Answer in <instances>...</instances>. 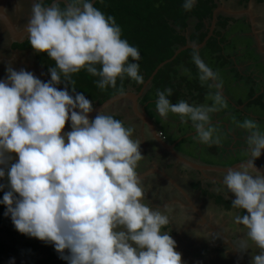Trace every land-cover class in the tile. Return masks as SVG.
I'll list each match as a JSON object with an SVG mask.
<instances>
[{
	"label": "clouds",
	"instance_id": "clouds-1",
	"mask_svg": "<svg viewBox=\"0 0 264 264\" xmlns=\"http://www.w3.org/2000/svg\"><path fill=\"white\" fill-rule=\"evenodd\" d=\"M195 3L183 0L182 7L190 11ZM25 33L30 47L55 67H49L47 82L11 67L0 80V180L6 178L8 188L0 199L4 215L18 233L50 244L67 264H182L165 230L172 207L146 202L137 171L144 159L141 141L103 110L90 120L92 104L72 79L84 71L98 77L94 83L101 90L115 88L126 77L142 83L139 50L92 0H52L50 6L33 0ZM191 62L211 103L173 104L167 88L156 92V111L162 118L171 113L191 122L200 144H219L210 115L226 106L219 74L195 46ZM181 74L191 78L187 68ZM60 84L70 86L72 94L67 87L58 89ZM66 121L71 130L62 132ZM237 126L248 133L247 159L227 168L221 182L234 197L232 209L240 210L232 223L245 234L238 239L239 249L232 247L240 253L258 249L251 264H264V174L254 164L264 150V131L250 119ZM12 154L16 160L5 171ZM4 187L0 183V190Z\"/></svg>",
	"mask_w": 264,
	"mask_h": 264
},
{
	"label": "crops",
	"instance_id": "crops-1",
	"mask_svg": "<svg viewBox=\"0 0 264 264\" xmlns=\"http://www.w3.org/2000/svg\"><path fill=\"white\" fill-rule=\"evenodd\" d=\"M213 3L214 9H218L215 22L218 16L226 20L224 28L216 27L215 23L213 26V31L219 32L221 50L210 51L206 48V41L198 52L201 59L218 72L222 83L221 94L226 106L210 114L211 123L216 129L214 135L220 138V143L200 144L194 139L196 133L191 122H181L171 113L167 118L160 117L155 108L156 92L150 82L143 88L137 102L139 110L152 122L157 134H161L177 154L189 162L212 169L203 168L209 171L198 175L193 169L174 161L134 117L127 100L104 110L105 114H112L125 126L131 127L133 138L141 141L140 151L144 159L137 171L145 189L146 202L160 208L164 205L172 207L171 223L165 230L175 240L182 264L238 263L222 240L225 238L239 249L238 239H243L245 234L232 223L233 216L240 210L226 205L234 197L222 185L225 173L219 169L247 159L248 133L238 127V123L250 119L264 131V0H213ZM195 24L194 18L187 20L186 38L194 32ZM210 24L211 21L206 23V27L209 28ZM201 42L196 44L187 40L186 43L196 46ZM182 68H186L185 64L176 67L177 74L187 81L189 77L181 74ZM191 77L198 80L197 71ZM180 87L189 104L211 103L205 100L209 91L207 87L201 101L195 88L188 90L185 84ZM238 89L247 92L240 94ZM254 164L264 168V150ZM218 188L221 190L217 191ZM218 198L222 199L221 203L216 202ZM9 238L0 233V239L4 242H10ZM258 252V249L250 248L239 253L245 264H251L252 254ZM35 255L20 249L5 264L10 261L13 264H28ZM60 264L67 262L60 259Z\"/></svg>",
	"mask_w": 264,
	"mask_h": 264
},
{
	"label": "trees",
	"instance_id": "trees-1",
	"mask_svg": "<svg viewBox=\"0 0 264 264\" xmlns=\"http://www.w3.org/2000/svg\"><path fill=\"white\" fill-rule=\"evenodd\" d=\"M51 1L44 0V4L48 5ZM182 4L183 0H96L93 6L106 16H113L121 28L122 38L126 39L130 45L135 46L139 50L140 60L137 63L139 64V74L143 77V81L137 84L126 77L123 81L118 79L115 88L101 90L94 83L98 77H93L81 71L72 75L76 91L83 94L91 102L92 107L127 90L137 93L153 70L160 63L170 59L178 48L186 45L187 40L190 42L195 41L196 44L200 43L208 32L206 23L211 21L215 4L213 0H196L195 5L190 11H185ZM191 17L196 20V24L194 32L186 38L187 20ZM225 22V18L218 16L215 26L224 28ZM218 37L219 32L214 30L212 36L205 44L206 48H209L212 52H220L221 41ZM27 46H29V43L25 44V48L32 49L30 46ZM192 51L191 49H187L180 52L171 62L165 64L156 72L150 81L155 92L171 88L172 93H177L174 103L178 99L185 101L184 98L186 96L180 91V86L183 80L185 81L186 79L182 78L183 80L177 81L179 76L176 75V67L179 64H185V67L187 64L190 65L189 61L191 57L184 54V52L192 55L190 53ZM36 55L39 56L37 53ZM40 60L45 63L46 67H55L54 61L47 58L46 55ZM166 71H169L170 76L164 74ZM196 71L197 69L195 68L193 73ZM194 81L197 82L198 80L195 78ZM198 83L189 84L188 90L196 89L195 85H199L198 95L199 101H201L206 92V86H201L199 81ZM65 87H67L69 94H72L70 86L65 84L57 85L58 89H64ZM115 118L119 119L118 117ZM0 183L4 184V179L0 180ZM9 222L12 226V231L9 230L7 235L13 238L14 243L25 246L29 242L35 245L34 253L36 255L28 264H60L59 255L50 244H45L35 238H29L18 233L14 229L11 220ZM2 246L5 248V245L2 244ZM2 249L0 247V264H5L14 254L11 252L12 248L10 252L7 249H4V252ZM6 251L9 253L6 254Z\"/></svg>",
	"mask_w": 264,
	"mask_h": 264
},
{
	"label": "water",
	"instance_id": "water-1",
	"mask_svg": "<svg viewBox=\"0 0 264 264\" xmlns=\"http://www.w3.org/2000/svg\"><path fill=\"white\" fill-rule=\"evenodd\" d=\"M11 0H0V24L3 26V28L7 31V33L9 34V36L15 40L18 41L19 38L25 34V27L23 28L22 31L18 32L15 30V28L13 27V25L11 24V21L8 17V15L5 12V8L6 6L9 4ZM96 0H92L93 4ZM52 3V1L50 2V4L48 6H50ZM218 9H214L212 11V16H211V24L208 28V33L205 36V38L203 39V41L201 42V44L196 45V49L199 50L202 48V46H204L205 42L212 36V32H213V26L215 23V17L217 15V11ZM187 49H191L193 50V45L187 44L184 45L181 48H178L173 56L160 63L154 70L153 72L150 74V76L148 77V79L143 83L142 87L140 88V90L137 93L131 92V91H125L124 93H119L116 94L110 98H108L107 100H105L104 102H102L101 104H97L95 106H93V111L91 113L88 114V118L91 119L92 117H95L101 110H105L108 107L112 106L113 104L118 103L119 101H123V100H127L130 102L131 104V112L133 113L134 117L136 119H138L142 125L148 130L149 134L153 137L154 141L157 143V145L162 148L171 158L174 159V161H177L179 164H182L186 167H189L191 169H193L194 171L197 172L198 175H201L204 171H209L203 168H209L212 169V167H205V166H200L197 165L195 163L189 162L186 159H184L183 157H181L179 154L176 153V151L170 146L168 145L163 139H161L158 134L157 131L155 130L152 122L144 115V113L139 110V106H138V99L141 95V92L143 90L144 87L147 86V84H149V82L151 81V79L153 78V76L156 74V72L165 64L171 62L180 52L185 51ZM67 122V121H66ZM240 164V163H238ZM238 164H235L233 166V168H237ZM257 168L258 171H260L262 174H264V168H260L258 166H255ZM229 168V167H228ZM227 168H223V169H219L221 170L222 173H225ZM211 171V170H210ZM226 242V246L228 247V249L230 250V253L233 254L236 258V260L238 261L237 264H245L244 260L241 256V254L236 251L235 249H233L232 244L230 242H228L225 238L222 240Z\"/></svg>",
	"mask_w": 264,
	"mask_h": 264
},
{
	"label": "flooded vegetation",
	"instance_id": "flooded-vegetation-1",
	"mask_svg": "<svg viewBox=\"0 0 264 264\" xmlns=\"http://www.w3.org/2000/svg\"><path fill=\"white\" fill-rule=\"evenodd\" d=\"M32 4L33 0H11L6 6L5 12L16 31L20 32L26 26L30 18ZM25 44H28L26 33L22 35L18 41H15L9 36L7 31L0 24V80L6 79L7 67H11L16 71L24 69L31 72L38 79L39 77H41V79L50 80V73L48 71L49 67L42 65L39 60H37L38 56L36 55L34 50L25 48ZM2 54H4V56H1ZM22 56H31V58L36 62L37 66L40 67V69L33 70L32 67L27 69V60ZM39 73L40 76H38ZM128 103L129 110H131V104L129 101ZM70 130L71 129L69 122H66L62 132H67ZM15 160L16 156L15 154H12L11 160H9L8 165L5 166V171H7V167L10 166L11 163H14Z\"/></svg>",
	"mask_w": 264,
	"mask_h": 264
},
{
	"label": "rangeland",
	"instance_id": "rangeland-1",
	"mask_svg": "<svg viewBox=\"0 0 264 264\" xmlns=\"http://www.w3.org/2000/svg\"><path fill=\"white\" fill-rule=\"evenodd\" d=\"M30 46V45H29ZM29 46H27V47H29ZM190 53H192V52H190ZM184 54H186V55H188L189 57H192V55L191 54H188V53H186V52H184ZM183 54V55H184ZM1 56H4V54H2ZM22 57H25V59L27 60V63H28V65H27V69H29L30 67H32L33 68V70H35V69H40V67H38L37 66V64H36V62L31 58V56H22ZM45 57V55H40L39 54V56L37 57L38 59L37 60H39L40 62H41V64L42 65H45V63L44 62H42L40 59H42V58H44ZM1 60V59H0ZM189 63H190V65H188L187 64V66H186V68L190 71V73L192 74L193 73V70L195 69L194 67H195V65L191 62V60L189 61ZM261 68V67H260ZM262 69V68H261ZM173 71V70H172ZM42 73H43V71H42ZM164 74H166V75H168V76H170V74H169V71H166V73H164ZM232 74H233V72H232ZM177 76H178V74H176ZM38 76H40V73L38 74ZM39 79L42 81V82H47V81H49V80H47V79H41V77H39ZM185 79V78H184ZM44 80V81H43ZM179 80H183L181 77L179 78L178 77V80L177 81H179ZM195 80V78H187V81L185 80H183V83L182 84H185V85H191V84H193V83H198V81L197 82H195L194 81ZM199 84V83H198ZM189 85V86H190ZM197 88H196V90H197V92L199 91V85H195ZM238 92L240 93V94H244L245 92H247L246 90L245 91H242L241 92V89H238ZM171 96H173L172 98H171ZM170 97H168L169 98V100H170V102L171 103H174V101H175V97H177V93H172V95H171ZM179 101V99L175 102V103H177ZM174 103V104H175ZM236 107V106H235ZM237 117H239L238 115H236ZM215 150V149H214ZM212 152H214L213 150H211ZM4 185H5V187H4V189L3 190H0V199H2V197H3V195H4V192L5 191H7L8 190V188H7V180H6V178L4 179ZM3 194V195H2ZM216 202L217 203H221L222 202V199H220L219 200V198L216 200ZM226 205H228V206H231V203H227ZM4 212H5V207H4V205H2V204H0V233L2 234V235H5V236H9V235H7L8 233V231L10 230V231H12V226H11V224H10V222H9V220H11L10 219V217L9 216H5L4 215ZM8 230H7V229ZM15 229V228H14ZM10 237V236H9ZM30 238V237H29ZM9 241L10 242H4L3 240H1L0 239V247H2L3 249V251L5 252V250L4 249H7L9 252L11 251V248H12V254H17L18 253V251L20 250V249H22L23 251H25V252H32V253H34L35 252V245L33 244V243H29L28 241V243H27V245H25V246H22V245H18V244H16V243H14V240H13V238H9ZM2 244L3 245H5V248L2 246ZM13 247H14V249H13ZM8 251H6V254L7 253H9ZM11 259V258H10ZM9 259V260H10ZM8 260V261H9Z\"/></svg>",
	"mask_w": 264,
	"mask_h": 264
},
{
	"label": "built area",
	"instance_id": "built-area-1",
	"mask_svg": "<svg viewBox=\"0 0 264 264\" xmlns=\"http://www.w3.org/2000/svg\"><path fill=\"white\" fill-rule=\"evenodd\" d=\"M160 136H162L161 134H159ZM163 138V137H162Z\"/></svg>",
	"mask_w": 264,
	"mask_h": 264
}]
</instances>
